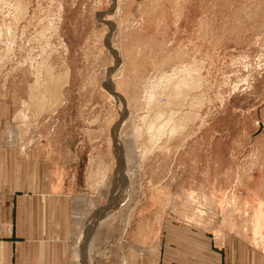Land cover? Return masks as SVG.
<instances>
[{
  "label": "rangeland",
  "instance_id": "1",
  "mask_svg": "<svg viewBox=\"0 0 264 264\" xmlns=\"http://www.w3.org/2000/svg\"><path fill=\"white\" fill-rule=\"evenodd\" d=\"M190 66L201 116L152 142L156 85ZM50 70L68 83L43 111L29 90ZM0 92L17 103L13 139L47 123L93 140L104 159L77 230L83 242L97 231L91 264L135 263L166 219L212 225L233 196L264 198V0H0Z\"/></svg>",
  "mask_w": 264,
  "mask_h": 264
},
{
  "label": "crops",
  "instance_id": "2",
  "mask_svg": "<svg viewBox=\"0 0 264 264\" xmlns=\"http://www.w3.org/2000/svg\"><path fill=\"white\" fill-rule=\"evenodd\" d=\"M12 98L0 92V264H76L73 243L91 211L84 195L107 176L105 161L93 140L77 133L64 138L62 128L47 123L26 140L13 139ZM246 194L233 196L212 225L159 222L146 238L157 249L129 258L133 264H264V198Z\"/></svg>",
  "mask_w": 264,
  "mask_h": 264
},
{
  "label": "bare ground",
  "instance_id": "3",
  "mask_svg": "<svg viewBox=\"0 0 264 264\" xmlns=\"http://www.w3.org/2000/svg\"><path fill=\"white\" fill-rule=\"evenodd\" d=\"M50 71H47V72H50ZM192 71H194V66L186 67L178 71L173 70L170 77L168 78L162 77L159 81H164V80L165 81L162 83L159 82V84L156 85L155 100L151 99L153 98L152 96L150 97L152 101H157V111L155 112L156 118L150 121L149 123H144L145 128L147 129L146 131L150 135L149 140H151L152 142L154 140H156L155 142H157V140H160V138L163 137L162 136L163 133L166 134L165 131L167 130L171 132V134H176L178 132L185 131L190 121L195 120L201 116L199 108L201 109L204 98L202 99V101H198V103L197 101L195 103L194 101L189 102V99H188L189 98L188 95L190 91L193 90L195 86H197L198 84V79H193L192 77ZM52 72L53 71H51L50 73H47V75L42 79L38 78L36 84L33 86V88H31V90H29L30 100L38 103L40 106L39 108L43 109V111H44V108L41 106L46 105L47 102L54 100V103L53 101L51 102V104L49 103L52 107V104L54 106L55 103L61 100V97H62L61 90L64 87V85L68 83V74L66 70L65 72L58 73L57 76L53 75ZM185 92H188V93H185ZM164 95L169 99V103L165 104L163 108H167V106H169L171 107V109L161 108L163 104L161 103V101H159V99L161 96H164ZM172 106H175V107H172ZM187 108H189V110H187ZM197 108L199 111L197 110ZM17 117L19 118V114L17 115ZM136 131L137 133L135 134ZM136 131L134 130L135 137L137 138L142 137L140 128ZM130 159H131V156L127 154L126 152V154H124V160L129 163ZM126 174L128 175L127 172ZM127 186L128 185L124 186L123 194L119 195L120 197H118L119 199L117 200V205L121 206V208L127 198L126 197L127 195L126 187ZM132 199L135 200L134 195L131 197V200ZM123 207H127V206L125 205ZM78 223H80V221ZM91 230L92 229H90L87 232V237L84 242L82 239V235H84L85 233L83 234L82 232L81 235H78V241H79L78 243H80L79 244L80 246L78 245L76 248L74 249L72 248L73 249L72 252L76 258V264H91L92 259L90 257V254L94 252V248H92V246L95 245L97 241V237H98L97 231H95V233L92 234ZM126 231L127 229L124 223L123 233H125Z\"/></svg>",
  "mask_w": 264,
  "mask_h": 264
}]
</instances>
